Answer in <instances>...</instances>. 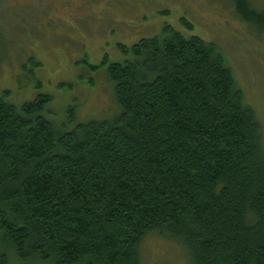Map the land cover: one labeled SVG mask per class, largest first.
<instances>
[{
    "label": "trees",
    "instance_id": "1",
    "mask_svg": "<svg viewBox=\"0 0 264 264\" xmlns=\"http://www.w3.org/2000/svg\"><path fill=\"white\" fill-rule=\"evenodd\" d=\"M117 49L124 62L85 61L107 67L110 120L70 131L75 107L58 124L51 96L0 98V264H142L152 234L189 264H264L263 129L222 50L170 26Z\"/></svg>",
    "mask_w": 264,
    "mask_h": 264
},
{
    "label": "rangeland",
    "instance_id": "2",
    "mask_svg": "<svg viewBox=\"0 0 264 264\" xmlns=\"http://www.w3.org/2000/svg\"><path fill=\"white\" fill-rule=\"evenodd\" d=\"M249 5L264 12V0ZM167 26L219 46L264 138V31L242 21L232 0H0V98L8 93L20 108L51 96L47 116L58 124L75 107L70 131L110 120L118 107L107 67L94 73L85 61L124 62L118 44L132 47ZM141 258L142 264L190 263L183 245L158 234L145 239Z\"/></svg>",
    "mask_w": 264,
    "mask_h": 264
},
{
    "label": "flooded vegetation",
    "instance_id": "3",
    "mask_svg": "<svg viewBox=\"0 0 264 264\" xmlns=\"http://www.w3.org/2000/svg\"><path fill=\"white\" fill-rule=\"evenodd\" d=\"M118 45H121V44H118ZM118 45H117V46H118ZM107 57H108V56H107Z\"/></svg>",
    "mask_w": 264,
    "mask_h": 264
}]
</instances>
